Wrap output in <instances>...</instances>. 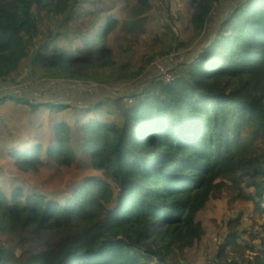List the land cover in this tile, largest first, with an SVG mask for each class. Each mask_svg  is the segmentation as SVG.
<instances>
[{"label": "trees", "instance_id": "1", "mask_svg": "<svg viewBox=\"0 0 264 264\" xmlns=\"http://www.w3.org/2000/svg\"><path fill=\"white\" fill-rule=\"evenodd\" d=\"M129 2L130 17L151 5ZM220 2L189 0L195 33L205 31ZM81 4L0 0V80L29 56L33 73L43 76L100 81L109 70L138 75L166 50L161 36L168 38L169 32L158 27L160 35L155 26L137 61L119 62L121 49L129 48L109 38L122 20L105 15L100 27L97 19L106 9L100 2H92L91 9ZM63 18L62 28L72 25V36L64 37L71 42L39 43L41 22ZM63 32L57 31L56 39ZM180 70L170 82L89 106L17 96L0 100L2 111L22 106L36 117L43 110L81 112L79 126L61 121L49 132L41 123L32 142L21 145L7 136L8 123L0 114V137H5L0 151L15 168L38 172L86 161L104 175L82 180L68 198L27 193L16 183L7 192L0 182V232L7 240L0 245V264H181L185 248L194 247L205 232L199 213L230 181L238 198L247 200L241 185L254 179L256 210L264 212V0H245L203 53ZM104 107L110 115L118 110V125L100 116ZM74 135L81 137L80 151ZM245 244L230 230L217 259L208 264H237L229 248ZM250 264H264V252Z\"/></svg>", "mask_w": 264, "mask_h": 264}, {"label": "rangeland", "instance_id": "2", "mask_svg": "<svg viewBox=\"0 0 264 264\" xmlns=\"http://www.w3.org/2000/svg\"><path fill=\"white\" fill-rule=\"evenodd\" d=\"M245 0H221L216 6L212 15L217 14L220 18L217 19V27L205 29L201 33H195L190 24L192 9L189 0H150L151 5L145 9L140 15L130 17L131 3L129 0H79L83 8H92V2H100L101 7L106 9L104 15L97 19L100 27H103L105 22L104 16L111 15L122 20V24L112 32L110 40L114 44H122L129 49H121L117 57L118 61L125 63L127 61L136 62L138 53L145 52V44L147 40L154 37L155 26L157 31L162 34L158 27L166 28L169 32V37L161 36V41L167 45L163 53L156 56L155 59L140 70L138 75L122 73L123 71L109 70L107 76L103 80L95 78H79L74 79L64 76H43L38 71L34 74L31 67V56L25 58L19 68L7 79H11L13 84L21 89H30L35 84H40L42 95L45 97H59L77 94L79 98H74V101H82L86 98L96 97L99 91L91 89H83L76 91L79 82L87 84L108 85L118 83L120 97L124 98L133 96L139 92L140 87L147 80L154 79L149 86L157 84L161 80L170 82L180 73V66L191 62L203 53L201 47L213 36L212 42L216 39L221 30L222 24L232 15L234 10L241 6ZM211 15V17H212ZM208 19V21L211 19ZM67 19V18H66ZM63 18L60 22L54 23L49 20H43L40 25L41 37L39 43L52 42L51 45L59 43L71 42V38L64 39L65 36H72V25L62 28L66 20ZM62 24V25H61ZM57 31H64L61 37L56 39ZM184 42L187 46L180 48V44ZM211 42V43H212ZM135 45V49L131 46ZM118 46V45H117ZM139 63V62H137ZM137 68V66H135ZM93 80V81H92ZM56 85H51V83ZM60 87L62 90H58ZM123 88V89H122ZM131 90L129 95L127 92ZM134 90H137L133 92ZM100 94V93H99ZM109 98V97H106ZM116 98V99H118ZM111 99V98H110ZM106 99L105 101H111ZM9 104H12L9 101ZM11 111H2L8 123L5 128L7 136L13 135L11 140L15 141L16 145L23 143L29 144L34 138V131L43 123V130L51 132V127L61 121H65L74 127L79 126L81 112L77 108L67 111H41L40 116L33 115L29 108L10 105ZM76 107H81L76 105ZM109 108L101 109L102 118H110L114 124L118 125L116 118H119L118 110H115L110 115ZM33 117L35 118L33 120ZM35 122L32 125L31 122ZM41 129V130H42ZM10 132V133H8ZM5 137H0V148ZM2 140V141H1ZM76 147L81 150L79 145L81 137L74 135ZM84 156H87L86 154ZM47 166L41 168L40 171L27 172L18 170L13 164L2 156L0 151V182H3V188L7 192H11L13 183L16 186H21L27 193L30 192H45L50 196L58 197L65 193L66 198L70 196L73 187L79 184L87 177L100 175L91 169L88 162L83 161L71 168ZM116 186V185H114ZM247 200L238 198V187H235L230 181L227 187L220 190L219 193H214L212 200L206 210H203L198 215V220L204 225L205 232L200 240L197 241L194 247H186L181 258V264H208L217 259L220 245L225 242V238L232 232H237L239 237L246 243L239 248H229V252L234 256L237 264H250L254 257L264 252V212L256 210L255 197V180L245 179L243 185ZM232 225L230 230H227L228 225ZM7 240L3 233L0 232V245L6 243ZM180 261V260H175Z\"/></svg>", "mask_w": 264, "mask_h": 264}, {"label": "bare ground", "instance_id": "3", "mask_svg": "<svg viewBox=\"0 0 264 264\" xmlns=\"http://www.w3.org/2000/svg\"><path fill=\"white\" fill-rule=\"evenodd\" d=\"M218 18H220L219 15L217 14L212 15L211 19L208 21L206 25L207 29H211L214 26L217 27ZM212 40H213V36L210 37V39L207 42H205V44H203L201 48L202 49L206 48L209 44H211ZM151 82H154V79H152V77L151 79L143 83V85L139 89L140 90L139 92L146 89ZM51 85H56V83L53 82L51 83ZM118 85H119L118 83L100 85V84H94L91 82H87V84L85 85V84H82V82H79L78 87L75 88L76 91L83 90V89H91L93 91H99L100 93V94L98 93L96 97H92L88 99L86 98L85 100H82L79 102V101L72 100L74 98H79L77 94L69 95V97L62 96V95L59 97H51V96L45 97L41 93L43 87L40 84H35L34 86H31L29 90H23L17 87L16 85H14L11 79L4 78L0 80V97L4 95H12V96L26 98L27 100L32 101L34 103H40L42 101H47L50 103H59V104L71 103V104L78 105V106H89L93 103L100 101L102 98L109 97V98L115 99V98L122 96L120 95V93L125 94L123 92H120V90H118L120 89L118 88ZM57 89L60 91L63 88L61 89L60 87H57ZM135 91L137 90H134L133 92ZM130 93H131V90H129L126 95H129Z\"/></svg>", "mask_w": 264, "mask_h": 264}, {"label": "water", "instance_id": "4", "mask_svg": "<svg viewBox=\"0 0 264 264\" xmlns=\"http://www.w3.org/2000/svg\"><path fill=\"white\" fill-rule=\"evenodd\" d=\"M23 90H29V89H23ZM134 95V94H133ZM8 97H13L12 95H4V96H1L0 97V100H2V99H6V98H8Z\"/></svg>", "mask_w": 264, "mask_h": 264}]
</instances>
